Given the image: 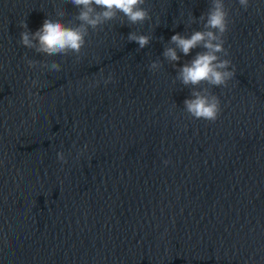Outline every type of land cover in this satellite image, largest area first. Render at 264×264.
Instances as JSON below:
<instances>
[{
  "label": "water",
  "instance_id": "water-1",
  "mask_svg": "<svg viewBox=\"0 0 264 264\" xmlns=\"http://www.w3.org/2000/svg\"><path fill=\"white\" fill-rule=\"evenodd\" d=\"M226 3L236 75L211 87L210 122L185 112L176 79L203 49L163 53L202 30L211 0H146L151 20L90 30L79 59L20 43L21 21L74 20L71 0H0V264H264V0ZM132 31L153 39L139 49Z\"/></svg>",
  "mask_w": 264,
  "mask_h": 264
},
{
  "label": "clouds",
  "instance_id": "clouds-1",
  "mask_svg": "<svg viewBox=\"0 0 264 264\" xmlns=\"http://www.w3.org/2000/svg\"><path fill=\"white\" fill-rule=\"evenodd\" d=\"M71 3L79 9L74 20L65 22L63 19L48 17L42 26L32 32L25 21L20 22L23 31L20 33V43L28 49H34L37 53L47 56L76 55L77 59L87 44L90 30L99 31L102 26L110 21L126 19L130 25L143 24L152 19L150 10L144 7L146 0H71ZM239 4L247 10L250 0H239ZM65 12H60L62 18ZM202 30H195L189 36L176 33L171 37L163 56L174 65L184 56L191 55L193 49H203L196 52L195 56L177 67L176 79L184 86H191L190 98L184 100L185 112L194 119H203L215 122L221 112V100L211 91V87H227L230 80L236 75L235 66L232 64L228 49L225 48L226 34L232 23L231 9L226 0H211V7L199 17ZM78 22V23H77ZM195 22V21H193ZM129 42H135L139 49L147 47L152 36L139 34L132 31L127 37ZM25 60L30 68L37 67L40 62ZM44 68L50 71H60L61 64L56 61H46ZM163 64L159 60L153 61L149 68L155 72L160 70ZM101 70V74H102ZM114 82V75H109L104 80L105 84ZM37 83V81H33ZM100 81L95 85L99 86ZM207 85L201 88V85ZM210 86V87H209ZM87 145L81 149V155L87 150ZM58 160L66 164L67 157L63 151L57 153ZM165 165L171 163L170 159L163 161Z\"/></svg>",
  "mask_w": 264,
  "mask_h": 264
}]
</instances>
